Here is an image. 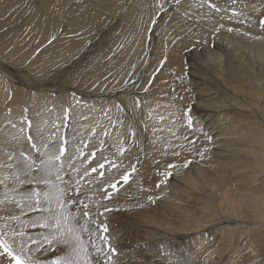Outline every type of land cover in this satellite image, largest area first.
<instances>
[{
	"label": "bare ground",
	"instance_id": "6f19581e",
	"mask_svg": "<svg viewBox=\"0 0 264 264\" xmlns=\"http://www.w3.org/2000/svg\"><path fill=\"white\" fill-rule=\"evenodd\" d=\"M245 28L258 35L231 34ZM63 138L68 181L117 183L99 208L122 226L108 244L133 258L109 264H264V0H0V179ZM37 215L10 226L41 240ZM28 246L37 264L65 251ZM0 264H15L2 248Z\"/></svg>",
	"mask_w": 264,
	"mask_h": 264
},
{
	"label": "snow or ice",
	"instance_id": "6c2138e0",
	"mask_svg": "<svg viewBox=\"0 0 264 264\" xmlns=\"http://www.w3.org/2000/svg\"><path fill=\"white\" fill-rule=\"evenodd\" d=\"M189 126H191V117H189ZM28 139L31 141L32 137L29 136ZM66 144V139L58 146L55 143L50 145L48 142H43L40 145L32 143L31 147L37 152V157L21 153L22 159L16 165L20 171L0 179V185L5 186V193L3 198L0 199V206H4L6 209L7 205H14L20 212V215L10 213L6 217H0V220L4 221V226L0 227V248L14 259L15 264H37L33 257L25 255L26 252L32 250L28 246L29 243L36 245L37 248H41L44 245H47L48 248H52L53 245H63L65 248L64 253L57 255L55 259L50 261V264H93L83 233L88 232L91 237L94 233L89 224L97 222L94 219H85L84 223L81 224L79 219L68 208V205L75 203V201L66 198L65 190L67 185L61 176L65 160L70 159L66 155ZM123 151L121 149V152ZM92 155L95 156V153ZM9 159L11 160L12 157H9ZM8 167L12 168L13 165L10 164ZM99 167L103 168L104 165H99ZM169 167L175 166L169 165ZM92 171L96 172L97 169L93 168ZM53 174H55V180L59 181V183H55L51 179ZM84 174L85 176L88 175L87 170H85ZM98 174L103 176L102 172ZM8 179L13 180L15 187L8 188L6 183ZM120 179L127 183L128 175L125 174ZM61 184H64V187H61ZM25 185L35 186L20 190ZM40 185H44V188H41ZM109 187L112 191H116L117 183L113 182ZM77 191H79V185H77ZM9 193H14V195ZM106 197L111 198V192L106 193ZM151 199L152 197H149V200ZM80 203L82 204L83 201H80ZM25 209L28 212L38 213L36 219L32 221L31 227H36L39 223V227L46 230L47 234L41 240L32 239L31 236L27 235L23 227L17 231L10 226L12 221L21 225L25 223L21 221V216L25 215ZM77 211L80 212L83 218L91 217V212L86 204L83 209H77ZM105 211H108V209H105ZM107 231L106 225H97V232L100 234L99 238L105 244L108 243V237L104 235ZM17 238H19V245L14 247ZM89 242L92 243L97 253L105 255V264H109L112 260L111 253H115L116 249L108 244L109 252L104 253L103 248L96 246L92 241Z\"/></svg>",
	"mask_w": 264,
	"mask_h": 264
},
{
	"label": "rangeland",
	"instance_id": "374dc122",
	"mask_svg": "<svg viewBox=\"0 0 264 264\" xmlns=\"http://www.w3.org/2000/svg\"><path fill=\"white\" fill-rule=\"evenodd\" d=\"M211 16H213L212 14H210ZM211 16H207L208 18H210ZM214 17V16H213ZM257 28V27H256ZM258 29V28H257ZM244 31H238L237 30V32L235 31V32H231V34H233L234 33V35L235 34H237V33H239L240 34V36H246V37H249V35H258V33L256 32V31H251V30H249V29H247L246 30V28L245 29H243ZM259 31V30H258ZM249 34V35H248ZM197 42V41H196ZM196 42H194L193 44H191V46L190 47H188L187 49H189V50H194L195 49V47H196V45L197 44H195ZM200 43V42H199ZM202 43V42H201ZM203 44V43H202ZM200 48V47H199ZM201 86H203V85H201ZM196 89H198V88H196ZM194 93V92H193ZM188 105V104H187ZM190 110V109H189ZM188 123H189V118H188ZM202 140H203V138H201ZM63 140H64V138H63ZM67 140V139H66ZM68 141V140H67ZM68 144V143H67ZM89 145V143H84V141H82V142H78V143H76L75 144V147H76V149H77V152L78 153H83L85 156H88L89 157V155H90V152L88 151V149H86L87 148V146ZM73 146V145H72ZM189 147L193 150V148L194 149H196V150H198L199 148L201 149V148H203V141H201L200 143H198V145H197V143H193V144H190L189 143ZM80 150H79V149ZM94 157V156H93ZM94 168H97V169H100V167H99V165L97 164V165H95V166H93ZM66 170L65 169H63V172L61 173L62 175V177H64L63 178V181L65 182V184L67 185V187H68V185L70 184V182H74V183H76V184H78L79 185V190L80 191H77L76 190V192H73V191H71L70 189V191H66V194H67V197H69V199H71V201H75V203H70V206H68L69 207V210L73 213V215L74 216H77L79 219H83L84 221H85V219H90L91 220V218L92 219H94V220H97V223H96V225H94L95 223H90L89 224V227L94 231V234L90 237V241H92V242H94L95 243V245L97 246V244H99L98 245V247L99 246H102L101 248H103V251L105 250L106 252L105 253H108L109 252V250H108V243H107V245L105 244H101V239H99V232H97V224H104V225H108L107 226V229H108V231L104 234V235H108L109 234V232L110 233H112V231L113 232H115V233H117V231L119 230V229H121L122 228V226H119V224H118V222L117 223H115L116 222V220H114V218L113 219H111V220H109L110 218H108L107 216H105L103 213H102V211H101V209L100 208H103V209H108V206H107V204H108V202H109V198L108 199H106L107 197H106V194L104 193V192H108V191H110V190H112L108 185L109 184H111V182H108V179H107V176L106 175H103V176H99L98 177V175L95 173V177H96V179L97 178H99V182L101 183V187L103 188H101L100 187V183L98 182L97 184H98V189L99 188H101V192H103V193H101L100 194V196L101 195H103V196H99V200L97 199V200H95V197H96V195H95V191H96V189H95V186H97V184L96 183H94L93 182V179L92 178H88V176L89 175H87V176H82V177H80V176H78V173H75L74 171H72L71 172V176H70V178L72 177V174H73V177L68 181V179H67V174H66ZM64 174V175H63ZM53 176H54V179H55V174H53ZM77 177V178H76ZM79 177V178H78ZM103 177V178H102ZM80 179V180H79ZM77 180V181H76ZM107 180V181H106ZM68 181V182H67ZM103 181V182H102ZM57 183H59V181H56ZM87 182V183H86ZM108 183V184H107ZM88 184H89V186H88ZM106 184V185H105ZM83 185V188L81 189V186ZM103 185V186H102ZM61 187H64V184H61ZM85 187V188H84ZM94 190V191H93ZM104 190V191H103ZM117 190H118V188H117ZM82 191V192H81ZM73 192V193H72ZM85 192V193H84ZM70 193H71V195H70ZM78 193V194H77ZM82 193H84V195L82 194ZM88 193V194H87ZM91 193H94V194H91ZM71 196H69V195ZM73 194H75V195H73ZM90 194H91V196L93 195H95V197L94 198H92V197H90ZM98 194H99V192H98ZM78 195V196H77ZM83 195V196H82ZM105 195V196H104ZM81 196V197H80ZM87 196H89V198H87ZM75 197V198H74ZM83 197H85V200H82V198ZM105 197V198H104ZM111 197H112V193H111ZM76 199V200H75ZM78 199V200H77ZM88 199H89V202L91 203H87V201H88ZM92 199H94V200H92ZM87 200V201H86ZM80 201H83V203L81 204L80 203ZM92 201V202H91ZM107 201V202H106ZM77 202V203H76ZM85 202V203H84ZM85 204H87V205H90L91 206V208H90V206H88L89 208V210H91L90 212H91V218L89 217V218H83L82 216H81V214H80V212H78L77 211V208H75V207H80L79 209H81V207H82V209H83V206L85 205ZM80 205V206H79ZM95 205V206H94ZM109 205V204H108ZM101 206V207H100ZM110 206V205H109ZM100 207V208H99ZM75 209H76V211H75ZM100 209V210H99ZM94 210V211H93ZM94 212V213H93ZM99 212V213H98ZM93 213V214H92ZM102 213V214H101ZM97 214V215H96ZM99 215V216H98ZM98 217V218H97ZM100 217V218H99ZM104 218H105V220H104ZM99 219V220H98ZM102 219V220H101ZM109 221H108V220ZM115 221V222H114ZM100 222V223H99ZM103 222V223H102ZM109 222V223H108ZM113 222V223H112ZM106 223V224H105ZM110 223H112V225L110 224ZM120 223V222H119ZM93 224V226H91ZM115 225H117V228H115L116 226ZM96 226V227H95ZM110 227V228H109ZM111 227H113V228H111ZM115 228V230L116 231H114L113 229ZM97 235H96V234ZM84 235L86 236V237H88L89 236V233L88 232H85V233H83V238H84ZM113 236V235H112ZM111 236V238H110V240L111 239H113L114 238V240L115 239H118L117 241H119L120 242V235H117V234H114V236L112 237ZM108 237V236H107ZM219 237H220V235H218L217 236V240L219 239ZM99 241H100V243H99ZM109 241V240H108ZM103 243V242H102ZM92 244V243H91ZM107 246V247H106ZM113 248H115L116 249V251L118 252H116L115 251V253L113 254V253H111V256H112V261L111 262H115V261H122V262H125V261H127V260H131L133 257L131 256V254H129L130 252H129V250L128 249H126V248H123V247H120V248H116V247H113ZM121 252V253H120ZM129 252V253H128ZM118 255H117V254ZM123 253V254H122ZM97 254H98V256H97ZM99 255H101L100 253H96V256L97 257H99V258H97L98 259V261H99V263L98 264H105V260L106 259H104L105 258V255H101V256H99ZM122 255H124V256H122ZM101 257V258H100ZM129 258V259H128ZM104 259V260H103ZM191 263V262H190ZM93 264H96L95 262H93Z\"/></svg>",
	"mask_w": 264,
	"mask_h": 264
}]
</instances>
